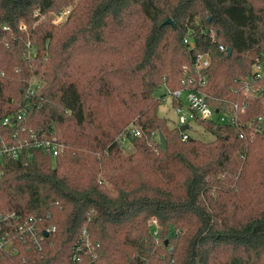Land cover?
<instances>
[{
  "label": "trees",
  "instance_id": "1",
  "mask_svg": "<svg viewBox=\"0 0 264 264\" xmlns=\"http://www.w3.org/2000/svg\"><path fill=\"white\" fill-rule=\"evenodd\" d=\"M201 52L213 99L248 106L239 125L202 121L213 137L183 140L159 90ZM259 59L264 0H0V119L30 102L24 123L65 144L2 161L0 212L56 230L0 264H264V89L235 91Z\"/></svg>",
  "mask_w": 264,
  "mask_h": 264
},
{
  "label": "built area",
  "instance_id": "2",
  "mask_svg": "<svg viewBox=\"0 0 264 264\" xmlns=\"http://www.w3.org/2000/svg\"><path fill=\"white\" fill-rule=\"evenodd\" d=\"M69 12L70 9H65L59 11L56 15L61 19L66 17ZM184 41L192 44L191 36H186ZM211 62V56L207 52L199 53L195 60L194 69L185 72L182 86L175 90H167L174 101L173 105L178 114L176 127L181 131L183 140H187L190 137L191 124L203 127L202 121L231 126L239 125V113L248 106L246 101L243 103L229 102L227 100L216 102L213 99L206 89L209 78L208 69ZM0 75H4V71L1 69ZM263 78L264 59H259L253 64L252 74L246 79L244 87L241 90L236 88L235 91H242L247 96L254 95L260 87L264 89L260 82ZM256 82L259 83L258 88L252 92L251 83ZM37 87L33 85L30 92L32 94L35 93L38 90ZM216 103H220V105H216ZM29 106L30 102L16 112L0 119V175L3 173L2 161L5 158L28 160L32 157L35 150L49 153L55 158L63 154L65 150V144L60 140L55 129H37L24 123L27 107ZM183 125H188V127L181 130ZM128 132L132 135H139L140 129L132 123L128 126ZM120 139H128L127 133L121 134ZM151 223L156 224L157 219L152 218ZM55 230L56 226L45 224L42 216L21 215L14 211H1L0 260L3 257L19 253L22 246L30 248L31 243L42 250L48 236ZM83 232H85V228H83ZM75 259L81 260V257L75 254Z\"/></svg>",
  "mask_w": 264,
  "mask_h": 264
},
{
  "label": "rangeland",
  "instance_id": "3",
  "mask_svg": "<svg viewBox=\"0 0 264 264\" xmlns=\"http://www.w3.org/2000/svg\"><path fill=\"white\" fill-rule=\"evenodd\" d=\"M71 9L72 7L69 5L66 7V9ZM55 23H63L66 20V17L64 18H59L57 17L56 14H52ZM159 93H167V89L165 86H162L159 90ZM161 105L159 107V113L160 115L167 117L169 120L170 125L175 126L178 120V114L177 111L175 109V106L173 105V100L172 97L170 96V94H166L162 100H161ZM197 125V124H195ZM194 124H191V128L189 133L196 138H200V139H204V140H209L211 139V137H213V135L204 130V128L200 125L195 126ZM156 138H158V134L155 135ZM122 146H123V151L125 153H130L134 150V146L132 144V142H130L129 139H125L122 140Z\"/></svg>",
  "mask_w": 264,
  "mask_h": 264
},
{
  "label": "water",
  "instance_id": "4",
  "mask_svg": "<svg viewBox=\"0 0 264 264\" xmlns=\"http://www.w3.org/2000/svg\"><path fill=\"white\" fill-rule=\"evenodd\" d=\"M173 20L171 18H169L168 20L165 21V23H172ZM228 53L230 54L231 53V48L228 49ZM188 127V125H183L181 126V130H184ZM159 146L162 148V149H166L167 148V140L164 136V134L162 132L159 133Z\"/></svg>",
  "mask_w": 264,
  "mask_h": 264
}]
</instances>
